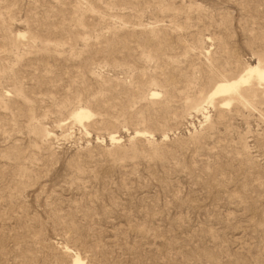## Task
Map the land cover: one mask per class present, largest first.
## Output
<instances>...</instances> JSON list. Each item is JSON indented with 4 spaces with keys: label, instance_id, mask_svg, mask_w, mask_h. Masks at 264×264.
Listing matches in <instances>:
<instances>
[{
    "label": "rangeland",
    "instance_id": "374dc122",
    "mask_svg": "<svg viewBox=\"0 0 264 264\" xmlns=\"http://www.w3.org/2000/svg\"><path fill=\"white\" fill-rule=\"evenodd\" d=\"M257 62L264 0H0V264H264Z\"/></svg>",
    "mask_w": 264,
    "mask_h": 264
},
{
    "label": "bare ground",
    "instance_id": "6f19581e",
    "mask_svg": "<svg viewBox=\"0 0 264 264\" xmlns=\"http://www.w3.org/2000/svg\"><path fill=\"white\" fill-rule=\"evenodd\" d=\"M258 62L247 65L243 73H240L236 78L222 79L216 82L208 96V102L211 103L215 96H224L228 99H238L240 87L244 84L251 83V80L253 79L259 83H264V68ZM72 115L76 121L81 123L83 119L89 118L91 113L87 108L79 107L72 113ZM140 132H136L134 135H138ZM110 140L115 141L116 136L113 134L110 135ZM65 249L72 252L69 247H65ZM69 264H86V262L78 253H73Z\"/></svg>",
    "mask_w": 264,
    "mask_h": 264
}]
</instances>
